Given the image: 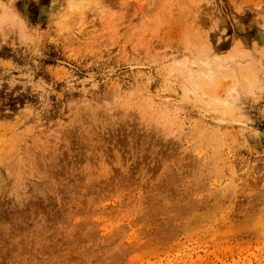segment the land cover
Instances as JSON below:
<instances>
[{
    "label": "rangeland",
    "instance_id": "rangeland-1",
    "mask_svg": "<svg viewBox=\"0 0 264 264\" xmlns=\"http://www.w3.org/2000/svg\"><path fill=\"white\" fill-rule=\"evenodd\" d=\"M0 264H264V0H0Z\"/></svg>",
    "mask_w": 264,
    "mask_h": 264
},
{
    "label": "bare ground",
    "instance_id": "bare-ground-1",
    "mask_svg": "<svg viewBox=\"0 0 264 264\" xmlns=\"http://www.w3.org/2000/svg\"><path fill=\"white\" fill-rule=\"evenodd\" d=\"M145 106V105H144Z\"/></svg>",
    "mask_w": 264,
    "mask_h": 264
}]
</instances>
